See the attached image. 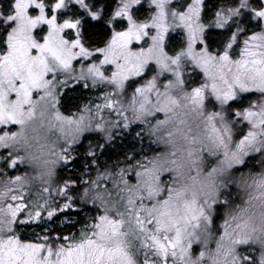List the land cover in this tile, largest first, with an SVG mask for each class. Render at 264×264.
<instances>
[{
    "label": "snow or ice",
    "instance_id": "6c2138e0",
    "mask_svg": "<svg viewBox=\"0 0 264 264\" xmlns=\"http://www.w3.org/2000/svg\"><path fill=\"white\" fill-rule=\"evenodd\" d=\"M0 264H264V0H0Z\"/></svg>",
    "mask_w": 264,
    "mask_h": 264
}]
</instances>
